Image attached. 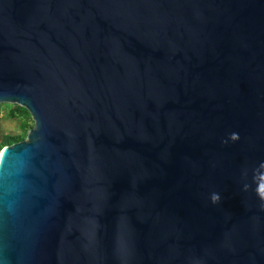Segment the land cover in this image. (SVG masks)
Returning a JSON list of instances; mask_svg holds the SVG:
<instances>
[{
  "label": "water",
  "instance_id": "water-1",
  "mask_svg": "<svg viewBox=\"0 0 264 264\" xmlns=\"http://www.w3.org/2000/svg\"><path fill=\"white\" fill-rule=\"evenodd\" d=\"M0 264H264V0H0Z\"/></svg>",
  "mask_w": 264,
  "mask_h": 264
},
{
  "label": "rangeland",
  "instance_id": "rangeland-1",
  "mask_svg": "<svg viewBox=\"0 0 264 264\" xmlns=\"http://www.w3.org/2000/svg\"><path fill=\"white\" fill-rule=\"evenodd\" d=\"M16 105L10 102L0 103V152L7 135L23 136L26 139L30 128L33 126L30 113L21 110Z\"/></svg>",
  "mask_w": 264,
  "mask_h": 264
},
{
  "label": "trees",
  "instance_id": "trees-1",
  "mask_svg": "<svg viewBox=\"0 0 264 264\" xmlns=\"http://www.w3.org/2000/svg\"><path fill=\"white\" fill-rule=\"evenodd\" d=\"M16 106H17L18 108H20L21 110L27 112L26 109H24V108H22V107H20V106H18V105H16ZM23 139H24L23 136H11V135H7L6 138H5V140L3 141L2 147H4L5 145L12 144V143H14V142H18V141L23 140Z\"/></svg>",
  "mask_w": 264,
  "mask_h": 264
},
{
  "label": "bare ground",
  "instance_id": "bare-ground-1",
  "mask_svg": "<svg viewBox=\"0 0 264 264\" xmlns=\"http://www.w3.org/2000/svg\"><path fill=\"white\" fill-rule=\"evenodd\" d=\"M0 154H1V152H0Z\"/></svg>",
  "mask_w": 264,
  "mask_h": 264
}]
</instances>
